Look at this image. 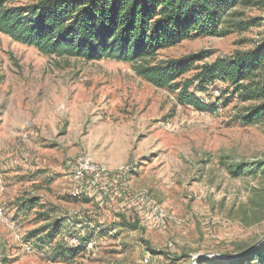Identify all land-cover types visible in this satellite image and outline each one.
Listing matches in <instances>:
<instances>
[{"label": "rangeland", "instance_id": "obj_1", "mask_svg": "<svg viewBox=\"0 0 264 264\" xmlns=\"http://www.w3.org/2000/svg\"><path fill=\"white\" fill-rule=\"evenodd\" d=\"M257 1L239 7L255 25L182 39L156 60L253 48L264 39ZM194 73L157 87L129 62L46 55L0 32V264H258L241 260L253 249L240 253L264 238V121L243 123L245 104L220 79L190 88L212 110L180 104L178 87ZM80 154L126 174L76 198L66 162ZM53 219L64 221V240L89 236L91 246L67 258L38 248L31 232Z\"/></svg>", "mask_w": 264, "mask_h": 264}, {"label": "trees", "instance_id": "obj_2", "mask_svg": "<svg viewBox=\"0 0 264 264\" xmlns=\"http://www.w3.org/2000/svg\"><path fill=\"white\" fill-rule=\"evenodd\" d=\"M13 1L0 0V32L14 41L46 55L129 62L136 74L157 87H168L194 70L192 78L178 87L180 104L212 110L214 105L202 102L190 88L204 91L220 79L228 83L225 93L245 104L238 114L243 123L264 121V40L213 61H205L206 51L156 60L160 49L182 39L224 36L255 25L256 19H244L239 7L257 5V0H38L25 5ZM36 203L27 201L24 209ZM64 224L53 219L30 236L52 257L67 258L85 250L89 236H75L79 244L71 247L64 240ZM252 255L263 264L264 243L241 260Z\"/></svg>", "mask_w": 264, "mask_h": 264}, {"label": "built area", "instance_id": "obj_3", "mask_svg": "<svg viewBox=\"0 0 264 264\" xmlns=\"http://www.w3.org/2000/svg\"><path fill=\"white\" fill-rule=\"evenodd\" d=\"M264 39H257V43ZM66 167L71 174L74 182L73 196L78 198L80 195H90L99 187L112 188L118 185L119 181L125 176L126 170L112 172L107 167L96 161L87 154H80L70 158L66 162ZM146 204L151 218L154 221H163L166 217V211L162 206L149 196L144 197L143 203ZM0 218L2 219V210L0 208ZM70 245L79 244V239L75 236L65 238ZM91 246V241L86 243V248ZM148 262V258H145Z\"/></svg>", "mask_w": 264, "mask_h": 264}, {"label": "water", "instance_id": "obj_4", "mask_svg": "<svg viewBox=\"0 0 264 264\" xmlns=\"http://www.w3.org/2000/svg\"><path fill=\"white\" fill-rule=\"evenodd\" d=\"M263 243H264V238L261 239L260 241H258L257 243H255L253 246H251V247H250L249 249H247L246 251L240 253V255H242V254L248 252V251L251 250V249H254V248L260 246V245L263 244ZM217 256H218L219 258H222V259H227L226 257H224V256H222V255H221V256H220V255H217Z\"/></svg>", "mask_w": 264, "mask_h": 264}]
</instances>
